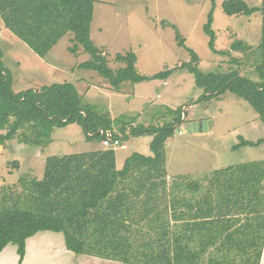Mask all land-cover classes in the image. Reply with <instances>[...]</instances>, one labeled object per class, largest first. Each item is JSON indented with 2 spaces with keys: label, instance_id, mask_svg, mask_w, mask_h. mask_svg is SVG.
I'll return each instance as SVG.
<instances>
[{
  "label": "trees",
  "instance_id": "trees-1",
  "mask_svg": "<svg viewBox=\"0 0 264 264\" xmlns=\"http://www.w3.org/2000/svg\"><path fill=\"white\" fill-rule=\"evenodd\" d=\"M19 3L14 1L11 6L16 15L13 18L12 12L6 8L7 3L2 4L0 0L1 15L7 28L26 42L41 58L55 46L62 33L61 28L46 27L43 21L59 18L66 20V29L75 35L70 51L77 53L81 46L92 57L90 61L80 64L79 68L98 73L109 81L114 91H119L124 82L138 84L150 80H166L173 74V70L152 77L138 74L135 69L137 56L134 52L118 54L116 61L123 63L124 67L112 70L104 50L97 47L91 38L95 0H23ZM32 4L35 6L30 7ZM223 9L228 16L262 15V38L257 49L246 46L243 41H236L230 50H218L217 34L213 29V11L204 27L209 37V47L217 56L231 57V50L248 51L252 54L259 50L261 55L257 57L245 55L247 59L256 58L252 65H256L254 71L259 80L253 81L242 76L240 71L235 69L227 73L201 72L198 69L200 57L186 45V39L174 25L178 46L191 54V62L183 64L179 69L188 70L195 76L197 86L204 89V98L219 97L230 92L247 101L264 123V0L260 7H251L245 0H225ZM14 22L18 23L20 28ZM22 24H26V27H22ZM52 36V39L42 38ZM36 37L46 39L47 42H39ZM4 57L0 41V146L13 142L22 130L29 133L24 137L25 143L40 150L51 144L52 134L56 129L72 124L81 126L88 139L102 141L100 130L114 131L113 120L109 114H99L85 105L72 82L40 84L24 89L19 86L15 90L16 80L5 65ZM232 61L241 63L238 59L232 58ZM174 112L177 119L173 124L132 128L131 134L135 137L155 135L151 143L153 155L133 154L127 159L122 170L116 168L115 150L49 158L44 178L30 182L27 193L18 195L14 206L6 207L0 212V252L11 244L17 246L19 263L23 264L27 240L40 232L51 231L63 234L67 249L75 254L119 261L123 264H193L206 257V253L188 248L190 240L181 233L182 226H177L176 233L174 232L176 247L171 252L170 221L165 215L169 208L166 205L168 202H171L175 210L177 206L197 207L195 222L200 223H194L192 227L200 229L208 223L203 221L206 220L205 214L201 212L202 203L207 201L202 195H198L201 188L197 182L174 185L173 188H168L166 182L168 174L165 146L168 139L175 134V125L182 124L180 110ZM122 138L125 140L126 136ZM262 144L264 139L256 142L242 140L235 148L256 147ZM208 180L220 185L217 190L229 192L226 198L218 201L219 204L224 202L223 211H212L211 215L227 217L234 212L255 214L262 231L264 161L242 163L215 171ZM155 191L158 198L153 200L151 196ZM172 191H177V195L168 200ZM142 192L145 193L144 198L141 196ZM187 192L192 195L194 193L192 199L188 200ZM153 202L163 204L165 208L157 213V219L146 221L143 214L145 211H151ZM153 224L156 225V235L140 230L131 231V228L145 225L152 227ZM188 226L183 225V232ZM259 239L262 248L264 234L261 232ZM261 248L258 252L259 261L262 256ZM208 254L211 264H221L215 260V256H224L226 253Z\"/></svg>",
  "mask_w": 264,
  "mask_h": 264
},
{
  "label": "rangeland",
  "instance_id": "rangeland-1",
  "mask_svg": "<svg viewBox=\"0 0 264 264\" xmlns=\"http://www.w3.org/2000/svg\"><path fill=\"white\" fill-rule=\"evenodd\" d=\"M245 1L250 6H259L258 2ZM224 2L225 0H97L91 38L97 47L104 50L112 70L124 67L123 63L116 61V56L128 52L136 54L135 69L142 76L152 77L173 70V74L166 80H150L138 84L124 82L120 93L103 88L102 86L110 83L98 73L81 68L73 69L76 64L90 61L92 57L83 48L72 53L68 50L67 43L58 44L42 59L39 55H31L38 59L35 62L27 55L29 62L37 65L41 60L42 71L51 70L49 63L59 64L64 69V79L61 81L43 74H37L33 81L28 77V72L27 76H23L11 62L8 52L4 63L13 76L21 77L15 81V90L22 82L26 88L28 80L42 85L80 80L82 84L78 85V90L83 103L99 114H109L113 120L114 133L121 138L126 136L124 143L127 148H119L116 152L118 164L122 167L133 154L152 156L151 143L155 135L135 137L131 134L134 126L161 127L173 124L177 119L174 111L180 110L182 124L175 125V134L165 146L166 168L171 176L178 177L175 178L177 181H200L211 177L214 170L226 165H236L242 159L264 158L262 145L241 151L238 150L243 146L237 151L230 149L241 144L242 140L262 136L253 130L256 126L253 117H258V113L250 104L230 92L219 97L204 98V89L197 86L195 76L188 70L179 69L183 64L191 62V54L178 46L174 25L186 39V45L200 57L198 69L201 72L227 73L235 69L242 76L253 81L259 80L254 71L256 65H252L256 58L245 57H257L261 55L259 50L255 54L231 50V57L242 61L238 64L231 57L215 55L209 47V37L204 27L212 11L218 50H230L236 41H243L246 46L254 49L261 44L262 15L228 16L223 9ZM82 86L92 88L88 95L83 93L86 89H82ZM199 119H210L212 132L188 134L185 130L187 120ZM27 134V130L19 132L16 136L18 139L5 146L0 156V212L6 207L14 206L17 194L27 193L30 182L44 178L49 158L60 154L90 153L103 147L99 139H88L81 126L72 124L56 129L52 134L51 144L36 156L30 157V153H35L37 148L25 143L24 137ZM21 144L28 146L25 152L20 151ZM19 161L27 167L20 168ZM25 167L26 170H22ZM34 239H37L33 243L39 245L40 251L29 255L28 264H64L65 260H72L69 255L78 257L75 259L81 260L83 264L88 261L89 264L106 263L88 255L70 254L63 234L45 231ZM17 255V247L8 246L0 252V264H18Z\"/></svg>",
  "mask_w": 264,
  "mask_h": 264
},
{
  "label": "crops",
  "instance_id": "crops-1",
  "mask_svg": "<svg viewBox=\"0 0 264 264\" xmlns=\"http://www.w3.org/2000/svg\"><path fill=\"white\" fill-rule=\"evenodd\" d=\"M14 1H18V3L23 2V0H2V4L7 3V7H6L7 10L9 12H12L11 6L14 3ZM251 2H258L259 3V6L257 5V6H251V7H260L263 4V0H252ZM96 4H97V0H95L94 9H95ZM34 6L35 5H33V4L30 5V7H34ZM27 7H28V5H27ZM12 14H13V18H15L16 15L13 12H12ZM256 15H258V14H256ZM14 23L18 28H20L18 26L19 25L18 23H16V22H14ZM43 24L46 27L61 28V32H62L60 34V37L56 41L55 46L47 53V55H49L54 50V48L60 43H67L68 44V50L70 49V47H72L74 45L75 35L73 32L68 31L66 29L67 23H66L65 19L60 20L59 18H57L54 20H51V19L47 20V21L45 20V21H43ZM22 27H26V24H22ZM54 36L42 37V38L52 39ZM33 38H35V37H33ZM36 38L39 42H47L46 39H38L39 37H36ZM0 41H1L2 47L4 49L5 56L8 52V55H10L9 58H10L11 62L18 68V71H20L23 74V76H27L26 72H28L29 73L28 77H30L31 80L33 79V81H35V79L37 78V74L50 75L52 77H56L58 79V81H61L64 79V76H63L64 75V69H62L59 64L56 63V65H53V64L49 63L48 66L51 68V70L45 69L44 71H42L41 69H43V66L41 64L42 63L41 60L39 61L40 66L37 65L36 63H34L35 60H38V59L36 57L33 58L31 55H38V54H36V52H34L26 44V42H24L17 35H15L12 30L7 28L6 23H5L2 15H1V12H0ZM82 48L83 47H80L79 50ZM27 55L32 57L34 59V62H32V61L29 62ZM241 63H242V61H241ZM78 65L79 64H76L75 66H73V69L79 68ZM254 69H255V67H254ZM14 77H15L16 82L18 80H20V78H21V77H17L16 75ZM79 81L80 80L73 81L77 90L79 89L78 85L80 86L82 84ZM25 85H26V88H28V87H35V86L40 85V84H35L34 82H30L28 80ZM19 86L21 87V89H24V82H22V84H19ZM102 87L113 90V88L110 84L108 86L104 85ZM81 88L86 89L85 92H83L84 94L86 93L85 95H88L92 89L91 87H86V86H82ZM121 90L122 89H120L119 91H115V92L120 93ZM78 93L80 95L79 90H78ZM80 98H82L81 95H80ZM253 120L256 122V126L253 127L254 132L257 135H262V136H257V138H254L253 140L248 138V139H246V141L256 142L260 139H264V123L261 121L259 115H258V117H253ZM200 121H208L209 122L211 120L210 119H199V120H191V121L187 120V123H189V122H200ZM186 124H185V126H186ZM212 129H213V127L210 126V124H209V131L207 133L212 132ZM203 133H205V132H203ZM194 134H200V133H194ZM16 139H18V138L16 137L15 140ZM262 146H264V144H262ZM20 147H21L20 151L25 152L28 146L25 144H21ZM4 148H5V146H0V156L2 155ZM126 148H123V149H126ZM244 148L246 149V148H256V147L246 146V147L240 148L238 151H241ZM230 149L236 150L235 147H230ZM102 150H108V149L101 147V148H98L94 151H102ZM118 150H115V152H118ZM40 151H43V150H40L37 148V151L35 153H30V157L36 156ZM94 151H92V152H94ZM14 154H16V153H14ZM71 155H74V154H71ZM152 155H153V153H152ZM59 156H66V155L60 154ZM254 161H264V158L249 159V160H246V158H245V159L240 160L236 165H239L242 163L254 162ZM19 162H21V161H19ZM236 165H232V166H236ZM19 166L21 168V167L26 166V164H23L21 162ZM26 167L22 168V170H26ZM223 167L221 169L218 168L217 170H214V172L218 171V170L226 169V168L231 167V166L226 165ZM116 168H117V170H122L124 168V165H123V167L119 166L117 154H116ZM28 170H29V168H28ZM166 172L168 174L167 181H166L168 188H170V187L173 188L174 185H179V184L180 185H183V184L186 185L185 183L197 182L200 185L199 187L201 188V190L198 192V195L199 196L202 195V198L206 199V201H207L206 203H202V211L201 212H203L205 214L204 219H206V220H203V221H208V223L206 222L207 224H204L202 227H200V229L197 227L191 226L194 223H200V222H195V220H196L195 214L197 213V207L187 205V207L184 208V207H178L177 206L176 210H175L174 208H172L171 202H168L166 204L169 206L165 215H166L167 219H169V221H170L171 252H173L174 248L176 247V244H174V238L176 236L175 235L176 228H177V226H179V227L182 226L181 233L185 234L187 239L190 240L187 244L188 248L193 250V251L206 253L205 255H207L203 259L199 260V262H196L193 264H211L212 262L208 260V257H209L208 253H226L224 256H222L221 254L218 256H215V260H217V262H219V263L221 262V264H264V244L261 248L260 247L261 241L259 239L260 238V232L262 234H264V228L261 231V229L259 227V221H257L255 214H249V213L240 214V213L234 212V213L228 214L227 217H223V215H213V214L211 215L210 213H212V211L213 212L214 211L215 212L223 211V209L225 207V205L223 204L224 202H222V204H219L218 201L226 198V196L229 194V192H223L221 190H217L218 187H220V185L216 184V183L213 184V182L209 181L208 178H205V179L200 180V181H189L188 179L177 181L175 178H178V177L171 176L168 173L167 168H166ZM144 195H145V193L142 192V195H141L142 198L145 197ZM176 195H177V191H175V192L172 191V194H171V196L168 197V200H170L171 198H174V196H176ZM193 195H194V193H193ZM193 195L191 194V192H187V198H189L188 200L192 199ZM156 196L157 195H156V191H155L152 194L151 199L156 200L158 198V196L157 197ZM17 197H18V194H17ZM153 203H154V206L151 209V211H147V212L145 211V213L143 214V215H145L146 221H148V219H157V213L159 211H162V209L165 208V206L163 204H160V203L156 204V202H153ZM180 217H181V220H179ZM126 220H127L126 225H128V218L127 217H126ZM183 225H189L185 232H183ZM137 230L138 231L140 230L141 232L145 231L148 233H152V235H156V231H157L155 224H153L152 227H147V225H145V227L131 228V231H133V232H135ZM125 231L126 230H124V233H125ZM49 232H51V231H49ZM40 233H43V232H40ZM40 233L36 234L34 237L27 240L26 255H25L23 264H28V262H29L28 257L30 254L32 256L35 252L40 251L38 249L39 245L35 244V242L33 243V241L37 240L34 238H36ZM177 233H179V230H177ZM11 245H13V244H11ZM65 246H66V242H65ZM260 248L262 250V256H261V259L259 261L258 252H259ZM68 252H69V250H68ZM69 253L75 254L71 251ZM17 254H18V248H17ZM75 256H80V255H75ZM68 257L72 260H68V261L65 260L64 264H83L84 263L79 259L76 260L75 258H78V257H73V255H69ZM88 257H93V256H88ZM95 258H98V257H95ZM17 259H18V264H20L19 263V261H20L19 254L17 255L16 260ZM98 260L99 261H105L106 262L105 264H123L122 262H119V261L102 259V258H99ZM86 263L89 264L90 262L88 261Z\"/></svg>",
  "mask_w": 264,
  "mask_h": 264
},
{
  "label": "built area",
  "instance_id": "built-area-1",
  "mask_svg": "<svg viewBox=\"0 0 264 264\" xmlns=\"http://www.w3.org/2000/svg\"><path fill=\"white\" fill-rule=\"evenodd\" d=\"M99 134L102 136V145L104 148L108 150H117L119 148L123 149L126 148V144L124 143V140L118 136H114V131H106V130H100ZM181 134V132H180Z\"/></svg>",
  "mask_w": 264,
  "mask_h": 264
},
{
  "label": "water",
  "instance_id": "water-1",
  "mask_svg": "<svg viewBox=\"0 0 264 264\" xmlns=\"http://www.w3.org/2000/svg\"><path fill=\"white\" fill-rule=\"evenodd\" d=\"M209 122L208 121L189 122L185 126L186 132L188 134L208 132L209 131V124L211 123V122L210 123Z\"/></svg>",
  "mask_w": 264,
  "mask_h": 264
}]
</instances>
